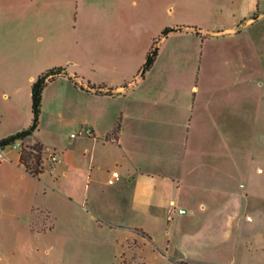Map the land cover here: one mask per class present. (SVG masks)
I'll list each match as a JSON object with an SVG mask.
<instances>
[{
    "label": "crops",
    "instance_id": "obj_1",
    "mask_svg": "<svg viewBox=\"0 0 264 264\" xmlns=\"http://www.w3.org/2000/svg\"><path fill=\"white\" fill-rule=\"evenodd\" d=\"M260 1H256L257 12L241 19L236 28L213 34L189 20L162 24L148 34L142 26L134 30L132 14L127 12L110 17L107 31L106 17L99 15L101 21L93 24V41L99 45L93 52L92 67L94 73L110 75L84 84L81 79L85 77L80 73L61 66L65 74L46 87L66 78L81 92L88 110L81 116V126L95 142L101 162L111 152L113 170L120 172L116 185L108 184L111 171L106 172L105 182L111 186L108 212L103 223L97 221L98 225L130 230L132 237L142 236L154 244L150 225L160 226L165 244L156 245L155 250L169 264L182 260L264 264V202L253 200L264 199V49L260 37L247 32L264 19ZM33 3L0 0V11L19 9L21 5L29 10ZM193 7V2L184 1L183 9L188 14ZM28 22L25 19L21 24ZM17 27L18 42L13 39L11 53L0 61V89L5 98H17L24 89L31 96L32 106L33 83L47 71L49 57L46 50L42 53L29 49L28 41L20 37L19 20ZM166 28L174 32L162 39L153 68L142 76L140 70L147 53ZM27 31L31 35L35 29ZM212 35L239 43L227 56L231 85L227 76L213 79L204 73L205 43ZM43 37L39 35V39ZM102 39L103 45L106 40L109 43L108 59L99 49ZM172 39L170 54L161 59L163 47ZM197 39L202 50L198 61L190 56L191 41L194 44ZM141 40L148 46L145 58L136 74H128L127 54ZM233 99L236 109L231 107ZM232 123H236L238 136L241 130V155L229 165L224 145L229 144ZM38 132L25 143L38 142ZM16 145L20 147L21 143ZM59 158L57 163H64L62 154ZM19 159L20 152L14 161L20 165ZM4 161L2 158L0 165ZM83 202L87 207L88 199ZM180 209L187 212L180 213ZM129 216L133 221L127 223ZM0 264H22L20 252L0 250Z\"/></svg>",
    "mask_w": 264,
    "mask_h": 264
},
{
    "label": "rangeland",
    "instance_id": "obj_2",
    "mask_svg": "<svg viewBox=\"0 0 264 264\" xmlns=\"http://www.w3.org/2000/svg\"><path fill=\"white\" fill-rule=\"evenodd\" d=\"M184 1L34 0L29 10L23 5L19 9H6L0 11V61L11 53L13 39L18 42L19 20L20 37L28 41V48L47 52V70L70 67L85 77L81 81L88 84L87 81L93 83L99 76L110 75L94 73L92 67L93 52L99 45L93 41V24L96 21L98 25L101 21L99 15L106 17L107 31L110 17L114 19L127 12L132 14L134 30L142 26L148 34L162 24L173 25L185 22L183 20L213 34L216 30L236 28L241 19L257 12V0H190L194 7L188 14L183 9ZM26 2L20 0L21 4ZM263 8L264 0H261L260 14ZM25 19L29 22L23 26L21 21ZM28 28L35 31L30 35ZM37 31L42 33L37 34ZM247 32L259 36L264 49V19ZM44 33H47L46 37ZM40 34L44 36L43 40L39 39ZM103 41L99 49L102 57L108 59L109 43L106 40L103 45ZM173 41L165 44L161 59L170 54ZM238 44L215 35L207 39L204 73L212 75L213 79L229 77L227 56ZM147 48L144 40L133 44L126 57L128 74H136ZM201 51V41L197 39L194 44L191 41V58L198 61ZM61 72L64 73V69ZM227 79L231 85L233 79ZM238 89L242 92L241 87ZM247 90L243 89L245 96ZM235 101L231 102L233 109H236ZM84 105L81 92L66 78L45 90L38 132V142H42L47 151L43 156L45 174L41 180L33 178L14 162L21 149L19 145L7 148L3 154L5 161L0 165V250L20 252L22 264H169V260L155 250L165 244L160 226L150 225L154 244L142 236L132 237L130 230L98 225L97 221L103 223L108 212L107 193L111 186L106 184L105 175L108 170L113 171L115 163L111 152H107L102 163L95 142L84 133L80 123L81 116L88 112ZM32 117L29 92L23 89L17 98H5L0 89V139L27 128ZM228 133L229 144L224 145V153L232 165L241 155L240 144L238 147L241 130L238 136L236 123H232ZM59 154L63 155L64 163L52 161L51 157ZM86 199L87 207L83 202ZM253 200L264 202L261 197ZM126 221L133 220L129 216Z\"/></svg>",
    "mask_w": 264,
    "mask_h": 264
},
{
    "label": "trees",
    "instance_id": "obj_3",
    "mask_svg": "<svg viewBox=\"0 0 264 264\" xmlns=\"http://www.w3.org/2000/svg\"><path fill=\"white\" fill-rule=\"evenodd\" d=\"M256 15H254V19ZM171 32H174L172 28H166L163 30L161 37L156 39L146 55L145 63L142 65L140 74L145 76L153 68L160 51V42L164 37H167ZM63 67L47 70L40 74L34 81L32 86V121L31 124L15 134L0 139V163L2 162L3 152L18 143H21L20 149V165L29 173L32 177L41 180V176L45 173L43 156L46 152L45 146L42 142H36L31 146L25 145L26 139L34 135L40 127V119L43 108L44 91L50 82L56 80V78L65 73ZM70 80L74 81L73 78ZM77 85V83H75ZM179 264H203L196 263L187 260H182Z\"/></svg>",
    "mask_w": 264,
    "mask_h": 264
},
{
    "label": "built area",
    "instance_id": "obj_4",
    "mask_svg": "<svg viewBox=\"0 0 264 264\" xmlns=\"http://www.w3.org/2000/svg\"><path fill=\"white\" fill-rule=\"evenodd\" d=\"M87 131H84V133H86ZM52 161L54 162H59L60 158L58 155H54L51 157ZM121 179V175L120 172L118 170H113L110 172V177L108 179V184L109 185H116L118 183V181ZM187 211L185 209H180V213H186Z\"/></svg>",
    "mask_w": 264,
    "mask_h": 264
}]
</instances>
